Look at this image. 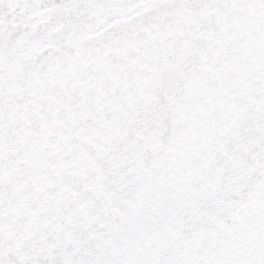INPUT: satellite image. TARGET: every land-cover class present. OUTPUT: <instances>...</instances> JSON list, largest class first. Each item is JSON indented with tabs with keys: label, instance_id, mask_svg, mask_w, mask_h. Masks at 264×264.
I'll return each mask as SVG.
<instances>
[{
	"label": "snow or ice",
	"instance_id": "obj_1",
	"mask_svg": "<svg viewBox=\"0 0 264 264\" xmlns=\"http://www.w3.org/2000/svg\"><path fill=\"white\" fill-rule=\"evenodd\" d=\"M0 264H264V0H0Z\"/></svg>",
	"mask_w": 264,
	"mask_h": 264
}]
</instances>
